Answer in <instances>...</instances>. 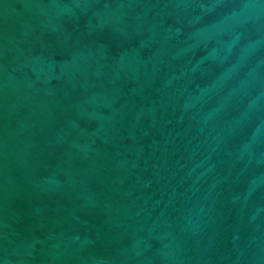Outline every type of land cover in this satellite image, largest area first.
<instances>
[{"label":"water","instance_id":"water-1","mask_svg":"<svg viewBox=\"0 0 264 264\" xmlns=\"http://www.w3.org/2000/svg\"><path fill=\"white\" fill-rule=\"evenodd\" d=\"M0 264H264V0H0Z\"/></svg>","mask_w":264,"mask_h":264}]
</instances>
